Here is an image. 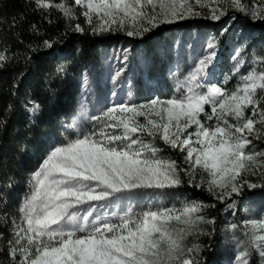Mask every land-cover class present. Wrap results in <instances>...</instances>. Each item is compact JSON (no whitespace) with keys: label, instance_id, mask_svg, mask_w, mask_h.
Masks as SVG:
<instances>
[{"label":"snow or ice","instance_id":"obj_1","mask_svg":"<svg viewBox=\"0 0 264 264\" xmlns=\"http://www.w3.org/2000/svg\"><path fill=\"white\" fill-rule=\"evenodd\" d=\"M34 3L38 10L56 8L69 22L78 18L79 6L83 9L79 15L93 35L122 31L129 37H143L158 25L202 16L197 6L209 9L211 20H220L231 7L264 21V0ZM70 30L84 32L85 28L76 23ZM51 46L44 42L45 48ZM216 47L214 40L207 43L205 54L177 82L172 97L114 104L88 117L93 122L90 131L77 129L73 138L65 137L51 147L29 181L18 209L19 222L13 221L8 240L12 264H198L200 245L188 247L185 240L205 234L200 225L214 220L206 218L204 211L215 205L192 201L179 208L156 206L139 213L134 206L145 193H153L155 199V194L181 185L182 173L191 186L203 188L221 202L231 200L233 194L242 196L245 187H264L247 179L264 177V149L257 150L256 144L264 141V57L254 59L250 70L241 74L246 62L237 49L231 73L212 82L209 70ZM6 59L0 52V66ZM124 70L118 68L113 82ZM233 77L237 83L229 89ZM38 111L39 105L29 109L32 117ZM157 140L185 152L187 167L162 157ZM235 206V200L228 204ZM244 223L253 233L252 246L264 249V234H256L264 232V220ZM260 255L264 257V251ZM248 257L247 251L239 252L237 264H249Z\"/></svg>","mask_w":264,"mask_h":264},{"label":"trees","instance_id":"obj_2","mask_svg":"<svg viewBox=\"0 0 264 264\" xmlns=\"http://www.w3.org/2000/svg\"><path fill=\"white\" fill-rule=\"evenodd\" d=\"M76 11L78 18L69 22L54 7L38 10L34 0H0V52L7 57L0 66V233L3 234L0 264H12L8 240L12 238L13 221L19 222L18 209L29 190L32 174L51 147L62 143L65 137H74L65 126L76 110L82 76L89 73L96 79L103 55L113 45L142 43L146 52L144 67L132 64L136 70L132 90L135 95L142 94V69L148 79L167 83L166 63L170 54L159 51V40L164 33L199 25L195 21L182 22L134 39L117 32L93 35L84 17L79 15L83 9L76 6ZM234 17L243 35L247 33L246 40L242 39L243 43L247 41L245 48L258 58L264 57V21H251L240 14ZM76 23L85 31H71L70 27ZM247 25L252 26V33L245 31ZM225 40L226 36H221V43ZM45 41L52 46L45 48ZM33 105H39L34 117L29 112ZM157 141L166 156L177 161L181 168L185 167L182 152ZM181 179L183 183L171 190L163 202L169 208L180 207L185 199L215 205L204 211L214 223L203 228L205 234H200L197 241L200 252L195 257L198 264H215L219 259L222 211L226 202L189 186L183 173ZM257 191L264 193V187L244 190V194L253 195ZM249 252V264H263L258 252L253 249Z\"/></svg>","mask_w":264,"mask_h":264},{"label":"rangeland","instance_id":"obj_3","mask_svg":"<svg viewBox=\"0 0 264 264\" xmlns=\"http://www.w3.org/2000/svg\"><path fill=\"white\" fill-rule=\"evenodd\" d=\"M243 2L250 3V0H243ZM212 7H224V5H212ZM196 10L201 11L203 15L187 17L171 24H161L152 31L146 33L151 34L153 31L164 26L173 27L182 22H199V25H195L193 28H182L177 29L176 31L165 32L160 38L159 51L164 54H170L166 63L167 83L160 80L148 79L142 69V94L135 95L132 90V79L136 74V70L132 67V64H136L140 68L144 67L146 62L144 54L146 53L145 49H143L142 43H139L137 46L130 43H118L113 45L103 55L97 78L95 79L89 73H85L82 76L78 88L76 110L70 117L65 129L68 132H71L73 136H75L77 129L80 131H90L93 127V122L88 119V117L99 115L106 108L117 103L130 101L132 103L140 104L146 100L156 97H159L160 99L172 97L176 94L177 82L183 79V76L193 65L194 60L205 54L207 43L210 40H214L217 45L216 57L209 70V78L212 82L223 80L225 74L231 73V70L236 63L232 57L236 55L237 49H240L241 51L240 58L246 62L245 66L241 69V74L249 71L252 66V61L258 57L254 56L250 50L245 48L247 41L243 43L242 39L246 40V38L244 39V35L247 36V33L243 35L240 29V24L234 22V19L232 18L234 17V14H240L246 16L251 21L256 20H253L250 16H247L242 12L233 10L231 7H228L227 15L222 16L220 20L208 19L207 16L209 14V9L207 8L201 9L197 6ZM245 28L246 32H253V30H251L252 26L247 25ZM114 32L132 39L140 38L129 37L122 31ZM221 36H226L224 44L221 43ZM125 49H127L126 53L124 51ZM125 55H127V60H125ZM256 66L259 67V65ZM120 67H123L125 70L120 75L118 80L113 82L112 76L115 75L116 71ZM236 83L237 78L233 77L228 82L227 87L231 89L236 85ZM206 110L209 112L211 111L210 108H207ZM140 119L143 120L142 117ZM74 123L76 128L72 127ZM160 142L164 144L162 141ZM256 144L257 150L264 149V141H258ZM160 148L162 149V147ZM182 154L184 160L186 153L182 152ZM160 155L164 158H169L163 151ZM184 165L185 167L183 168H186L187 165L185 163ZM184 177L188 183V176L184 175ZM247 179L258 185H261L264 182V177L260 176H249ZM197 180H199V175L197 176ZM188 185L191 186L189 183ZM178 187L167 189L155 194V199H153V193L151 192L143 194L139 203L134 206V210L139 213L147 211L150 207L152 210H155L156 206L165 207L163 202L165 196L171 190ZM199 189L204 190L203 188ZM255 189L260 190V187ZM244 190L252 191L254 189L249 190L245 187ZM231 200L236 201V206L234 208L228 207ZM231 200L225 201V207L222 211V218L224 222L221 231L222 240L219 247V259L215 264H237L236 256L239 252L247 251L250 253V249H253L260 255V251H264V249H257L252 246L251 240L253 233L250 227L246 226L244 223L245 221L250 220H264V193L257 191L253 195L243 194L242 196L233 194ZM185 202L192 201L185 199L184 203ZM116 210L117 209L115 208L109 209V211ZM204 215L207 218V214L205 212ZM205 225L206 224L200 225V228L203 229ZM232 225H236V228L233 229ZM256 234L261 235L264 234V232H258ZM199 237V233L187 237L185 240L186 246L191 247L193 243L198 244L197 241ZM239 242L243 243L237 247ZM260 258L261 262L264 264V257L260 255Z\"/></svg>","mask_w":264,"mask_h":264}]
</instances>
